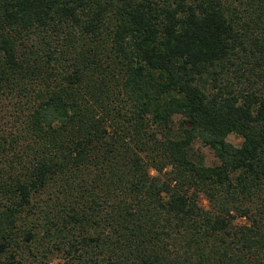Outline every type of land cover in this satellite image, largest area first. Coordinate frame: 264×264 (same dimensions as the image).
<instances>
[{
	"label": "trees",
	"instance_id": "16d2710c",
	"mask_svg": "<svg viewBox=\"0 0 264 264\" xmlns=\"http://www.w3.org/2000/svg\"><path fill=\"white\" fill-rule=\"evenodd\" d=\"M54 258L264 264V0H0V264Z\"/></svg>",
	"mask_w": 264,
	"mask_h": 264
},
{
	"label": "rangeland",
	"instance_id": "374dc122",
	"mask_svg": "<svg viewBox=\"0 0 264 264\" xmlns=\"http://www.w3.org/2000/svg\"><path fill=\"white\" fill-rule=\"evenodd\" d=\"M227 139L230 142H232L233 144H236V145L239 144L240 141H241V138L239 136H237L236 134H230L227 137ZM194 147H195L196 150H198L199 152H201L202 154H204V156H205V163L206 164H212V163H214L216 161V158L213 155V152H212V150L209 147L201 145L198 141H196L194 143ZM202 203L204 205L207 204L206 200H204V199H202ZM58 261H59L58 258H54L52 260L51 264H56Z\"/></svg>",
	"mask_w": 264,
	"mask_h": 264
}]
</instances>
